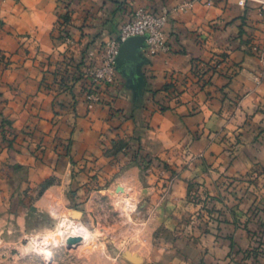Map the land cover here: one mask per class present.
<instances>
[{
	"label": "crops",
	"instance_id": "crops-1",
	"mask_svg": "<svg viewBox=\"0 0 264 264\" xmlns=\"http://www.w3.org/2000/svg\"><path fill=\"white\" fill-rule=\"evenodd\" d=\"M185 2L191 6L182 9ZM139 7L168 16L171 49L124 56L117 82L102 88L101 101L89 108L83 71L100 63L104 43ZM65 14L71 18L63 23ZM263 45L264 17L254 2L241 7L237 0H0V56H8L0 60V126L6 121L16 132L12 146L0 138V182L17 188L32 182L33 174L42 180L53 171L66 173L70 155L54 143L65 141L70 129L74 156L105 158L100 136L135 142L140 135L151 153L164 144L176 158L187 151L188 159L219 165L226 157L221 141L238 135L244 145L234 172L252 165L251 157L264 165ZM65 66L76 103L63 106L69 96L53 81ZM36 141L47 145L42 161L31 153ZM126 170L113 183L123 181ZM185 190L177 183L171 221ZM175 259L169 264H178Z\"/></svg>",
	"mask_w": 264,
	"mask_h": 264
},
{
	"label": "rangeland",
	"instance_id": "rangeland-1",
	"mask_svg": "<svg viewBox=\"0 0 264 264\" xmlns=\"http://www.w3.org/2000/svg\"><path fill=\"white\" fill-rule=\"evenodd\" d=\"M63 33L70 42L69 30ZM258 53L261 61L264 45ZM6 57L1 54L0 60ZM67 69L53 81L61 84L59 93L69 96L63 106L76 103ZM90 71H83L85 79ZM5 122L0 138L12 146L16 132ZM27 128L23 132L29 134ZM67 133L65 141L54 143L56 150L70 155L66 173L53 171L42 180L33 174L32 182L17 188L0 182V264H169L176 257L178 264L264 263V165L251 157L252 165L247 162V169L234 172L244 145L238 135L221 141L226 157L218 165L205 158L188 159L187 151L176 158L164 144L151 153L140 135L133 137L135 142L100 136L98 149L105 158L74 156L73 130ZM35 144L31 153L42 161L47 145ZM124 169L123 181L115 184ZM177 183L186 192L171 221ZM64 218L82 220L88 227L68 237H81V245L65 242ZM126 251L141 262L131 261Z\"/></svg>",
	"mask_w": 264,
	"mask_h": 264
},
{
	"label": "built area",
	"instance_id": "built-area-1",
	"mask_svg": "<svg viewBox=\"0 0 264 264\" xmlns=\"http://www.w3.org/2000/svg\"><path fill=\"white\" fill-rule=\"evenodd\" d=\"M248 2L258 4L264 17V0H237V4L241 7L246 6ZM207 3L211 4V0H207ZM189 6H191V2H185L181 5V8ZM167 22L168 16L166 14H158L145 7L135 8L128 14L127 20L119 28L117 35L104 43L100 63L89 72L92 84L87 93V98L90 108L101 101L102 88L114 85L117 82V57L122 44L128 38L133 36L145 37L144 51L152 55L170 51L171 47L165 34ZM261 61H264V56H262ZM63 225L65 230L62 236L66 239V243L71 233L76 232L77 234V231L81 233L87 227L82 220L72 218H64Z\"/></svg>",
	"mask_w": 264,
	"mask_h": 264
},
{
	"label": "water",
	"instance_id": "water-1",
	"mask_svg": "<svg viewBox=\"0 0 264 264\" xmlns=\"http://www.w3.org/2000/svg\"><path fill=\"white\" fill-rule=\"evenodd\" d=\"M145 37L143 36H133L128 38L121 46L120 48V52L119 55L117 57V67L119 69L122 59L124 56L129 55L130 53H132L133 51L137 50V49H142L144 51V47H145ZM81 237H72L68 240V244L70 246L73 245H79L81 243ZM130 251H126V255L127 257L133 261L134 263H139V259H141L139 256H137L136 254H134V256L130 255Z\"/></svg>",
	"mask_w": 264,
	"mask_h": 264
},
{
	"label": "trees",
	"instance_id": "trees-1",
	"mask_svg": "<svg viewBox=\"0 0 264 264\" xmlns=\"http://www.w3.org/2000/svg\"><path fill=\"white\" fill-rule=\"evenodd\" d=\"M69 14H65L64 16H63V18H64V21H63V23L64 22H68V21H70V18H69V16H68ZM68 32V31H67ZM65 34H68V33H66L65 32ZM85 85H84V89H85V92H88L89 91V89H90V86H91V80L89 79V77L87 78V79H85ZM121 151V150H120ZM119 151V152H120Z\"/></svg>",
	"mask_w": 264,
	"mask_h": 264
},
{
	"label": "bare ground",
	"instance_id": "bare-ground-1",
	"mask_svg": "<svg viewBox=\"0 0 264 264\" xmlns=\"http://www.w3.org/2000/svg\"><path fill=\"white\" fill-rule=\"evenodd\" d=\"M130 255L133 256L132 253H130ZM134 257H135V256H134ZM138 261L141 262V259H139Z\"/></svg>",
	"mask_w": 264,
	"mask_h": 264
}]
</instances>
